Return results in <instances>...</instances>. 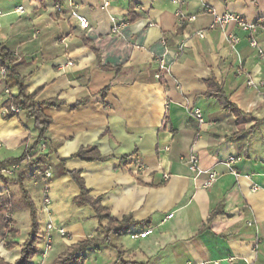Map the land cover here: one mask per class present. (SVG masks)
Listing matches in <instances>:
<instances>
[{
    "label": "crops",
    "instance_id": "obj_1",
    "mask_svg": "<svg viewBox=\"0 0 264 264\" xmlns=\"http://www.w3.org/2000/svg\"><path fill=\"white\" fill-rule=\"evenodd\" d=\"M69 1L86 29L69 16ZM182 1V12L195 19L180 25L170 0H0V44L16 59L34 107L50 119L51 153L24 179L37 208V253L48 235L53 260L71 245L106 237L92 207L77 202L69 174L76 171L110 221L130 219L83 250L82 264H117L120 253L139 264H264V0ZM209 10L238 14L257 30L250 37L235 23L209 29ZM112 19L124 23L117 32ZM217 90L236 110L220 103ZM8 92L16 93L13 80L0 75V161L19 156L38 135L26 112L4 117ZM82 148L104 159L76 158ZM191 151L201 170L218 173L210 186L206 173L196 175L182 161ZM231 156L239 157L231 164L237 175L224 164ZM3 185L0 196L14 197L12 219L17 224V210L29 219L5 240L17 245H0V257L13 263L30 218L18 185ZM31 195H41L40 203ZM145 230L144 238L129 236Z\"/></svg>",
    "mask_w": 264,
    "mask_h": 264
},
{
    "label": "trees",
    "instance_id": "obj_2",
    "mask_svg": "<svg viewBox=\"0 0 264 264\" xmlns=\"http://www.w3.org/2000/svg\"><path fill=\"white\" fill-rule=\"evenodd\" d=\"M132 9V5L130 6ZM16 59L12 53L0 44V68H4V79L13 80V85L16 88V93L12 94L8 92V99L4 105V117L11 118L18 115L21 111L27 113V115L33 119L34 128L37 130V139L29 148H25L22 153L17 157H11L0 161V182L8 184L14 182L18 185L21 193V200L24 207L29 211L30 226L27 239L21 245L20 257L14 263H8L0 257V264H34L32 262L33 256L37 254V239L39 233L37 208L28 194L24 186V179L26 173L37 167L44 165L45 158L51 153L50 143L48 142L45 132L50 124V119L37 110L32 103V96L26 91V87L21 78L15 72ZM211 83V80H208ZM8 87V86H7ZM215 95L218 97L220 103L230 110H236L234 104L230 103L222 91L217 90ZM81 101L78 103L80 104ZM46 105L55 106V101L44 102ZM13 108L19 109L18 113L12 111ZM44 147V149L42 148ZM76 158L83 161L103 160L99 156L94 148H82L76 154ZM45 174V173H44ZM71 178L79 188V195L77 196L78 204H87L95 212L96 219L99 222L101 228L106 230V237L103 240L86 239L71 245L66 253L56 258L52 264H82L83 258L80 256L81 252L88 247L100 244L104 241H108V235L116 228H120L123 224L130 221V219H124L120 223L110 221L108 213L104 207L100 204L99 198H92L89 195V190L86 188L83 179L76 171L69 172ZM15 213L14 197L12 196H0V239L6 240L15 238L18 236L19 231L16 227V222L12 219V215ZM107 220L106 225H102V222ZM121 225V226H120ZM119 226V227H118ZM6 248L11 249L16 242H6ZM117 264H139L136 261L125 260L120 253Z\"/></svg>",
    "mask_w": 264,
    "mask_h": 264
},
{
    "label": "built area",
    "instance_id": "obj_3",
    "mask_svg": "<svg viewBox=\"0 0 264 264\" xmlns=\"http://www.w3.org/2000/svg\"><path fill=\"white\" fill-rule=\"evenodd\" d=\"M170 1L174 5L177 6V9L175 11V16L177 17V20H178L180 25H182L185 22H191L195 19V16H193V15L188 16L182 12V10L180 8V6L182 5V2H183L182 0H170ZM55 9L59 13H62L64 11V9L62 8V5L59 3L55 4ZM15 12L16 13H22L23 8L21 6H19L15 9ZM67 12H68L70 17L74 18L77 21L80 28L86 29L88 27L87 19L76 10V8L74 7V5L71 1L68 2ZM208 12H210V14H211V22L208 26L209 29H215V28L223 29L227 24L235 23L241 30L247 32L250 35V37H252V35H254V33L257 30V26L255 24L247 22L246 20H244V18L242 16H240L238 14L228 13V12L219 14L218 12H216L214 10H209ZM0 14H1V12H0ZM123 24H124L123 22L117 23L114 19H112V31L117 32L118 28ZM150 25L153 26L154 24L151 23ZM197 34L199 36L203 37L204 31H199V32H197ZM228 39L231 43H236L239 40L236 36H232V35H230V37ZM250 39H251L250 40L251 45L253 47H255L256 46L255 40L253 38H250ZM183 50H184V41H180L176 47L175 55L176 56L181 55ZM260 55L264 58V53H260ZM69 65H71V63H69ZM159 68L161 70L164 69L162 60H160V67ZM4 72H5V69L0 68V75L1 76H3ZM157 77H159V75H157ZM247 84L249 86H254V87L256 86L255 83L253 82V80H251V79H249L247 81ZM12 111L14 113H18L19 109L13 108ZM192 115L198 120L199 123H203V116L198 109L193 110ZM42 148H44V147H42ZM238 159H239V157L231 156V157H228V159L224 162V164L229 169V171L235 175H237V173L231 167V164H233ZM182 161L187 165V167L189 168V170L192 173H195L196 175L201 174V173H206L208 175L207 180L205 182L206 187L210 186L212 184V182H214L218 177V173L213 171V170L212 171L201 170L199 168V164H198V157L192 151L188 154V156L182 157ZM45 176L47 178L51 177L50 173H45ZM45 202H46V199H45ZM46 228L48 231H52V230L57 231L58 234L61 236L66 235L64 228H61V227L57 228L56 226L52 225L51 223H47ZM150 232H151L150 230H145L141 233H130L129 236L131 239H135V238H139V237L144 238ZM51 243H52V238L50 235H48L46 237V241H45V250L41 253L43 258L46 257L47 251H49L51 249ZM203 264H205V263H203Z\"/></svg>",
    "mask_w": 264,
    "mask_h": 264
},
{
    "label": "rangeland",
    "instance_id": "obj_4",
    "mask_svg": "<svg viewBox=\"0 0 264 264\" xmlns=\"http://www.w3.org/2000/svg\"><path fill=\"white\" fill-rule=\"evenodd\" d=\"M33 177V176H32ZM25 185H26V187L27 188H29L28 186H29V183H28V178H26V180H25ZM9 187H13V186H16L15 184H12V185H8ZM4 190V185L3 184H1L0 183V191H3ZM12 191H14L15 192V190H11L10 192H12ZM30 192H31V190H30ZM33 198H34V200H35V202L36 203H40L39 202V200H40V196H33V195H31ZM45 202V201H44ZM48 202V199H46V203ZM16 221H17V224H18V227H19V230H22L23 228H24V226H27L28 225V223H29V219H28V212L27 211H25V210H21V211H19V210H17V213H16ZM16 224V225H17ZM27 224V225H26ZM40 226H41V228H43L44 226H45V222H43V221H40ZM4 241V242H3ZM4 243V246L6 247V242H5V240H1L0 239V245H1V243ZM7 249V248H6ZM38 249L41 251H44L45 250V244H41V245H39L38 246ZM67 252V251H66ZM65 252V253H66ZM56 253V249H54V247H52L51 246V250H49V251H47V254H46V257L45 258H43L42 257V254L41 253H37L36 255H34L33 256V259H32V262L33 263H37V264H52V262L54 261L53 260V256H52V254H55ZM64 254V253H63ZM62 254V255H63ZM61 256V255H60ZM14 263V262H13Z\"/></svg>",
    "mask_w": 264,
    "mask_h": 264
}]
</instances>
